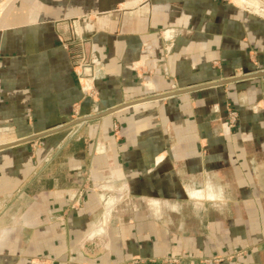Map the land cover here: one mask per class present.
Wrapping results in <instances>:
<instances>
[{
  "label": "crops",
  "instance_id": "crops-1",
  "mask_svg": "<svg viewBox=\"0 0 264 264\" xmlns=\"http://www.w3.org/2000/svg\"><path fill=\"white\" fill-rule=\"evenodd\" d=\"M262 6L0 0V264H264Z\"/></svg>",
  "mask_w": 264,
  "mask_h": 264
},
{
  "label": "water",
  "instance_id": "water-1",
  "mask_svg": "<svg viewBox=\"0 0 264 264\" xmlns=\"http://www.w3.org/2000/svg\"><path fill=\"white\" fill-rule=\"evenodd\" d=\"M259 76H264V70L259 71V72H253V73L244 74L242 76H234V77H231V78H228V79H225V80H220V81H217V82H211V83L203 84V85H200V86H195L194 88H186V89L174 90L172 92H167V93H164V94H158L156 96H151L149 98H145V99H142V100H137V101L131 102V103H136V102H140V101L148 100V99L163 98V97H167V96H170V95H173V94H176V93L187 92V91H190L192 89L200 88V87H204V86H208V85H221V84H225V83H229V82H233V81H238V80H242V79H246V78H252V77H259ZM125 105H128V104H123V105H120V106H117V107H113V108L104 110L102 112H98V113L90 115V116L80 117V118L75 119V120H73L71 122L63 124V125H61V126H59L57 128H54L52 130H48L46 132H42L40 134H35V135L29 136L27 138H22L20 140H16L14 142H9V143H6V144H0V149L6 148V147H9V146L18 144V143H22V142H25V141H29L31 139L38 138V137H41L43 135H47V134H49L51 132H57V131H61V130H66V129H69L70 127H72L75 124H79V123H82V122H85V121H92V120H94L96 118H99L100 116H103V115L111 113V112H113V111H115L117 109H120L121 107H123Z\"/></svg>",
  "mask_w": 264,
  "mask_h": 264
},
{
  "label": "built area",
  "instance_id": "built-area-1",
  "mask_svg": "<svg viewBox=\"0 0 264 264\" xmlns=\"http://www.w3.org/2000/svg\"><path fill=\"white\" fill-rule=\"evenodd\" d=\"M83 65L86 66V65H88V63L85 62V63H83ZM90 115H92V114H86V115L76 114V116H75L76 118H74V119H78L80 117L90 116ZM227 122H228V125L230 128H235L238 125V123H239V111L237 108H235L233 106L229 107L228 112H227ZM81 124L82 123L75 124L72 127H70L69 129H71V130H70L69 134H71L72 136L77 134L81 128Z\"/></svg>",
  "mask_w": 264,
  "mask_h": 264
},
{
  "label": "rangeland",
  "instance_id": "rangeland-1",
  "mask_svg": "<svg viewBox=\"0 0 264 264\" xmlns=\"http://www.w3.org/2000/svg\"><path fill=\"white\" fill-rule=\"evenodd\" d=\"M261 2L262 5H264V0H259ZM264 8V6H262ZM221 211L225 212L224 209H222ZM222 212V213H223ZM189 227H193L192 225H190Z\"/></svg>",
  "mask_w": 264,
  "mask_h": 264
},
{
  "label": "bare ground",
  "instance_id": "bare-ground-1",
  "mask_svg": "<svg viewBox=\"0 0 264 264\" xmlns=\"http://www.w3.org/2000/svg\"><path fill=\"white\" fill-rule=\"evenodd\" d=\"M256 2V1H255Z\"/></svg>",
  "mask_w": 264,
  "mask_h": 264
}]
</instances>
